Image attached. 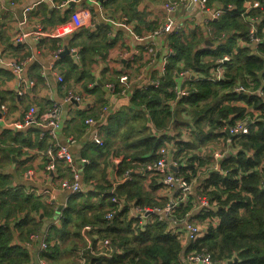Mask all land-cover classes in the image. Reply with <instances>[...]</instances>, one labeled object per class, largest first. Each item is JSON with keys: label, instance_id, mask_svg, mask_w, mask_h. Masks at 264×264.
Returning <instances> with one entry per match:
<instances>
[{"label": "crops", "instance_id": "obj_1", "mask_svg": "<svg viewBox=\"0 0 264 264\" xmlns=\"http://www.w3.org/2000/svg\"><path fill=\"white\" fill-rule=\"evenodd\" d=\"M258 1L261 4L256 8H263L264 0H246L244 5ZM164 4L165 0H0V59L26 60L21 75L9 67L0 65V106L5 105L7 108L5 118L0 119V176L6 180L3 182L0 179L3 182L0 184V203L3 197L6 198L8 205L16 212L8 219L3 217L2 220L9 222L13 246L29 252L28 264H39V258H47L56 264L73 261L88 264L90 262H87V250L94 255L107 257H111L113 251H116L108 237L98 240L94 248L93 237L98 235L90 234L91 226L84 225L90 226L86 231L91 242V248H88V242L82 235L84 226L80 231L82 238L74 237V230L79 226L74 221L70 222L66 229L58 231L56 237L51 235V227L63 229L62 216L75 194L85 197L92 193V202L98 203L103 198L98 186L102 184L113 187L114 183L119 184L126 180L123 179L124 173L129 172L135 177H140L142 188L152 193L158 201L154 205L145 206L163 207L176 196L174 190L167 191L164 188L156 172L144 168L154 160L143 163L130 159L131 153L136 149L130 145L142 132L147 134V131H152L159 135L158 137L165 135L166 140L159 148L165 145L170 147V157L174 161L186 162L187 166L188 156L196 154L210 160L203 173L220 172L213 168V165L218 163L213 157L215 139L206 143H200L196 139L199 129L189 113L190 104L187 102L180 104L182 107L179 124L170 123L158 132L154 129V122L149 117L146 106L142 105L139 112L143 118L142 122L137 119V128L132 131V125L135 124L132 96L136 91L159 87L161 77L166 73L165 70L162 74V63L167 55L169 58L174 54L170 35L181 36L184 41L192 40L193 37L200 38L198 48H215L218 39L224 37L223 34L217 36L214 29L212 30L210 22L207 21L208 12H202L197 6L189 3L176 12H169ZM207 4L209 5V0ZM231 6L233 8V5ZM209 7L231 10L223 4ZM249 20L256 29L258 19L249 17ZM166 22H171L178 31L151 36L154 30ZM260 39L262 41L264 37ZM238 45L249 46L251 51L258 47L255 40L242 38L238 39ZM205 59L212 60L210 57ZM178 66L175 87H192L189 91V94H192L196 91L193 85L196 80L179 75L182 69H192L186 67L183 60L179 61ZM43 70L47 72L46 77L42 74ZM195 72L202 71L193 69V73ZM59 74L64 77L63 82L58 81ZM124 74L130 77L131 86L125 93H121L120 78ZM30 79L35 81V85L20 94V89ZM158 79L159 85L154 86L153 81ZM173 89L174 87L170 89L173 93L172 99L167 97L166 101L175 113L184 97L177 100ZM70 93L79 95L81 101L66 100ZM225 93L244 94L234 91L233 88L222 94ZM54 103L61 107L60 126L54 130V135L52 128L44 124H23L25 114L31 106H36L37 113L43 114L52 108ZM224 103L245 107L247 111L250 107L243 99H226ZM252 112L256 118L261 114L254 108ZM89 117H94L96 122L88 130L86 119ZM114 117L118 118V122L108 139V128L112 125ZM143 125L146 131L142 130ZM93 128H97L102 145L93 140ZM185 129L189 131V135L183 137ZM209 129L208 124L203 127L206 134L210 132ZM178 141H183L184 144L196 141V146L185 147L179 152ZM52 142L68 145L76 156L89 154L94 145L104 147L108 152L102 156L104 178L82 179L83 189L80 192L62 188L60 181L63 178L71 179L72 173L62 160L51 166L46 151ZM239 148L238 146L237 150ZM234 150L233 146L225 145L222 148V158L233 154ZM123 159L130 160L133 165L119 175L118 165ZM176 170L181 172L182 167ZM28 171L31 173L28 174ZM84 177L86 175L83 171ZM196 183L199 187L200 180L197 178ZM8 192H18L19 196L16 198ZM122 197L130 200L126 196ZM111 207H114V204ZM111 207L109 205L106 212ZM127 213L130 219L134 218L129 209ZM27 215L32 216L34 223H37V229L33 232H29L28 228L16 227L18 221L21 222ZM73 216L76 217L75 214ZM210 217L212 221L208 222V226L216 221L213 216ZM196 218L202 223L197 215ZM135 226L142 227L136 223ZM169 230L177 235L182 243L181 264L191 242L183 224L169 225ZM206 231L207 227L202 236ZM103 239H109L112 244V250L107 251L108 254H102ZM44 241L51 247L59 245L60 250L65 249L66 252L62 253L59 259H49L44 255L46 250L41 249ZM74 242H77L78 246L72 250ZM82 251H85V262L80 255ZM134 261L137 262L138 257ZM216 264H227V260L217 261Z\"/></svg>", "mask_w": 264, "mask_h": 264}, {"label": "trees", "instance_id": "obj_2", "mask_svg": "<svg viewBox=\"0 0 264 264\" xmlns=\"http://www.w3.org/2000/svg\"><path fill=\"white\" fill-rule=\"evenodd\" d=\"M245 1L209 0L210 6L233 5L231 10H226L218 19H212L209 23L217 36L224 35L223 39H218L215 48H198L197 43L201 40L200 38L193 37L192 40L184 41L181 36L170 35L174 54L169 57L166 73L161 77L159 87H148L145 90L136 91L132 96L131 106L134 107L133 120L135 121L132 131L137 128V119L142 122L143 118L139 114L142 105L146 106L148 115L154 122V129L158 132L170 123L177 124L181 119L182 106L180 104L189 103V113L192 114L193 121L199 129L196 139L200 143L216 139L219 136L215 132L216 128L225 127L245 116L247 110L245 107L224 103L226 99L228 101L243 99L248 106L261 112L255 122L250 124L249 132L239 137L240 148L236 153L220 160L221 172L206 171L203 173L209 166L210 160L196 154L188 156V165L185 168L187 177L200 180L197 192L207 194L213 207L207 213L199 211L196 215L200 220L208 215L213 216L216 221L207 226L204 236L191 242L186 253L205 247L211 252L215 261L227 260V264H264V190L259 186L264 176V39L254 51H251L249 46L238 45L239 38L252 40L250 33L252 24L249 17L258 19L256 35L260 38L264 37V3L263 8H253L246 14ZM85 49L87 51L88 46ZM225 53H230L232 56L227 62L226 77L217 82L207 79L193 81L196 91L184 97L185 100L183 98L178 109L173 113L166 98L172 99L173 97L170 89L175 87L179 61L183 60L186 67L192 70L208 72L215 65V60ZM206 57L212 60L207 61ZM238 82H242L254 91H262V95L259 92L247 95L222 94L232 89ZM252 116L253 114L250 113V117ZM117 122L118 118L114 117V124L112 123L108 128V139ZM207 124L210 126V132L206 134L203 127ZM145 128L143 125L142 130L144 131ZM147 132V134L142 132L130 145L136 148L131 153V160L144 163L158 158L157 150L166 137L165 135L158 137L159 135L152 131ZM195 143L196 141H192L184 144L183 141H178V151H183L185 147H194ZM94 146L89 154L83 153L88 159V163L83 168L86 175L83 180L104 178L105 169L102 167V156L108 152L104 147ZM132 165L130 160L123 159L118 165V174L122 175ZM132 174L128 179L117 184L116 194L126 196L136 204L143 206L158 203L152 193L142 188L141 178ZM0 179L3 182L6 181L1 176ZM3 182L0 181V184ZM98 187L103 197L98 203L92 202V193L85 197L78 194L71 197L68 208L62 216L63 229L53 226L50 230L51 235L56 237L58 231L66 229L67 225L74 221L79 225L74 230V237L82 238L80 231L84 225L91 226L90 234L98 235L93 237L94 248L98 240L108 237L116 251H113L111 257H107L94 255L87 250V262L91 264H124L126 262L131 264L136 257H138V264H180L183 246L179 237L169 230L168 222L154 220L141 228H136V220L129 218L126 209L115 211L113 219L108 221L105 219V212L109 205L113 206L110 201L112 185L108 187L100 184ZM8 193L16 198L19 196L18 192ZM194 205V199L190 198L182 202L178 210L184 213L191 210ZM15 213V210L8 205V200L3 197L0 203V264H28L30 261L28 251L13 246L9 222L2 220L3 217L8 219ZM18 226L22 229L28 228L29 232L37 229V223H34V218L30 215L25 216L21 222L18 221L16 227ZM77 246L78 243L74 242L71 249L74 250ZM64 252H66L65 249L60 250L59 245H55L49 246L44 255L49 259H59Z\"/></svg>", "mask_w": 264, "mask_h": 264}, {"label": "built area", "instance_id": "obj_3", "mask_svg": "<svg viewBox=\"0 0 264 264\" xmlns=\"http://www.w3.org/2000/svg\"><path fill=\"white\" fill-rule=\"evenodd\" d=\"M193 4L197 6V8L202 12H208L209 17L207 19L210 22L212 19H218L226 10L224 8H216L212 9L207 4V0H165V8L169 12H176L183 5ZM261 3L258 2H248L245 6L246 11L253 9L252 7H258ZM227 9H232L231 5H228ZM245 11V12H246ZM247 14V12H246ZM255 27H251L250 33L252 36V40H255L257 45L260 43L261 39L256 35ZM178 28L174 27L171 22H166L162 24L159 28L154 30L151 33V36L156 37L159 35H165L167 33L176 32ZM21 40V39H19ZM170 53V52H169ZM168 53V54H169ZM58 55V53L56 54ZM231 54H224L223 56L217 58L215 60V65L212 66L208 73H193V70L190 69H182L179 71V75L184 76L186 78H193L194 80H212V81H220L226 77L227 71V62L231 60ZM169 58L168 55L164 59L162 63V74L165 73L166 66L168 64ZM26 64V60L18 61L14 59H0V65L6 66L14 70L18 75H21L23 72L24 66ZM44 77L47 76V72L45 70L42 71ZM58 81L63 82L64 77L59 74L57 76ZM120 83L122 86L121 93H125L127 89L131 86L130 77L127 74H124L120 78ZM20 84L22 82L20 81ZM26 84L23 88L20 89V94L27 88H31L35 85V81L30 79L26 81ZM154 86L159 85V79L153 81ZM112 89L115 90V87L112 86ZM192 87L185 86L184 88L174 87L173 92L175 93V98L181 99L187 95H189V91ZM234 91L238 93L250 94L253 92H259L262 95V91L259 90L254 91L250 88H246L244 84H236L233 87ZM66 100L71 101H81V97L79 95L69 94L66 97ZM246 103V102H245ZM248 107V106H247ZM253 108L246 110L245 116L239 119L232 124L226 125L225 127L216 128V133L219 135L215 139V149L213 152V157L218 160V163L213 165L214 169H218L220 172L222 171L220 167V160L222 159L223 152L222 148L225 145L233 146L235 149L233 153H236L237 148L239 146V137L242 134H246L250 130V124L255 122L256 116L253 115L250 117V113ZM38 109L36 106H31L29 110L25 114V119L23 120L24 125H29L32 123L44 124L45 126L52 128V134L54 135V130L60 126V118H61V107L58 103H54L52 108H50L47 112L43 114L37 113ZM7 112V108L5 105L0 106V119L5 118V114ZM104 112V111H103ZM253 113V112H252ZM96 122L94 117H89L86 119V123L89 127H93V124ZM93 140L97 142L99 145H102L101 137L97 131V128H93ZM189 135V131L187 129L183 132V137ZM74 140H72V143ZM175 143L173 144V146ZM46 155L48 156V160L51 163V166H55L56 161L62 160L65 162V165L72 173L71 179L63 178L60 181V186L67 190H71L72 192H80L83 189L82 179H83V168L84 165L88 163V159L86 157L81 156L78 158L76 154H74L68 145H59L57 143L52 142L47 151ZM158 159L154 160L152 163H148L144 168L148 170L156 172L159 175L161 182L164 184V188L167 191L174 190L176 192V196L172 198L170 202H167L165 206H143L136 204L134 201L127 200L125 197L119 196L116 194V186L117 183L113 184V187L110 189L111 197L110 201L114 204V207L108 209L105 214V218L107 220H112L115 211L122 210H130L132 216L136 220V224L139 226H145L154 220L161 222H168L169 225L178 226L180 224L184 225V228L187 232V236L190 242L197 241L205 232L206 227L208 226V222L212 221L211 217L208 215L204 219H202V223L197 221L196 214L200 211L202 213L209 212L212 207V202L210 198L205 193L197 192V184L196 178H188L186 174V162H177L174 161L170 157V147L165 145L157 150ZM182 167L181 172L178 170L175 171L174 168ZM132 171V170H131ZM31 171H28L30 174ZM130 176L129 172L124 173L123 179H127ZM198 179V178H197ZM260 188L264 190V176L260 180ZM190 198L194 199L195 205L194 207L186 212L179 211V205L182 202L188 201ZM132 208L134 211H132ZM90 229V226H84L82 229V235L86 238L88 242V248H91V242L86 234V231ZM49 244L44 241L41 244V249H48ZM102 254H108L107 251L112 250V244L109 239L102 240ZM110 252V251H109ZM82 255L83 262H85V251H82L80 254ZM217 261L213 258L211 252L206 248H201L199 250L193 249L186 253V255L182 258L181 264H216ZM39 264H56L55 262L47 260V258H39ZM66 264H82L79 261L68 262ZM131 264H137L136 261H133Z\"/></svg>", "mask_w": 264, "mask_h": 264}, {"label": "water", "instance_id": "obj_4", "mask_svg": "<svg viewBox=\"0 0 264 264\" xmlns=\"http://www.w3.org/2000/svg\"><path fill=\"white\" fill-rule=\"evenodd\" d=\"M256 23H257V22H256ZM77 157L80 158V157H81V154L77 155ZM174 169H176V168H174ZM88 264H91V262L88 263Z\"/></svg>", "mask_w": 264, "mask_h": 264}]
</instances>
